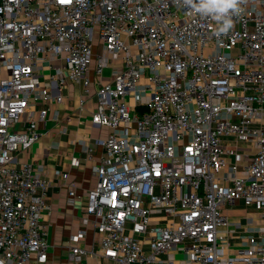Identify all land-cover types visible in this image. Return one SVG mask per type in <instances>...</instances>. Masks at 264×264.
Wrapping results in <instances>:
<instances>
[{"label":"built area","instance_id":"built-area-1","mask_svg":"<svg viewBox=\"0 0 264 264\" xmlns=\"http://www.w3.org/2000/svg\"><path fill=\"white\" fill-rule=\"evenodd\" d=\"M243 7L217 37L211 17L175 0H0V264L48 259V182L16 155L37 122L15 126L30 97L62 100L40 87L43 65L89 93L97 38L99 71L113 69L92 116L111 129L87 194L99 250L73 244L72 264L88 252L113 264H264V0ZM226 138L255 147L248 163L227 166ZM239 200L258 220L244 231L225 212Z\"/></svg>","mask_w":264,"mask_h":264},{"label":"crops","instance_id":"crops-1","mask_svg":"<svg viewBox=\"0 0 264 264\" xmlns=\"http://www.w3.org/2000/svg\"><path fill=\"white\" fill-rule=\"evenodd\" d=\"M102 54V43L97 38L94 57L88 69L91 81L90 91L84 94L83 85L70 79L60 83L52 82L47 65L40 69V87L52 91H60L62 100H35L30 97L31 106L25 115L19 117L16 129L25 127V119L29 116L37 122V139L28 150H19L16 155L19 163H30L33 169L42 168V177L48 182L45 202L48 206L43 210L41 225L45 228L48 241V259L38 261L33 254L29 264H72L69 258L71 246L77 244L86 250H99V232L91 219L87 218V194L95 182V169L106 157L101 140L111 131L110 128L95 124L92 116L97 105V91L100 85L112 81V65L98 69V56ZM60 89V90H59ZM130 101L132 97L127 96ZM45 112L44 117L42 113ZM231 154H227V166L237 163L245 165L256 152L255 147L233 138H226ZM225 170V169H224ZM63 174H68L67 178ZM74 187L77 198L69 201V189ZM226 214L243 224L239 231L246 229L247 222L256 219V209L236 201L225 208ZM237 212V213H236ZM80 231L85 235L78 240L74 236ZM89 264H113L100 253L88 252L84 256Z\"/></svg>","mask_w":264,"mask_h":264},{"label":"clouds","instance_id":"clouds-1","mask_svg":"<svg viewBox=\"0 0 264 264\" xmlns=\"http://www.w3.org/2000/svg\"><path fill=\"white\" fill-rule=\"evenodd\" d=\"M180 7L216 23L214 35L219 37L233 28V17L244 12L246 0H175Z\"/></svg>","mask_w":264,"mask_h":264},{"label":"rangeland","instance_id":"rangeland-1","mask_svg":"<svg viewBox=\"0 0 264 264\" xmlns=\"http://www.w3.org/2000/svg\"><path fill=\"white\" fill-rule=\"evenodd\" d=\"M236 213H237V212H236ZM146 250H147V248H146ZM180 256H181V255H179V254L177 255V257H180Z\"/></svg>","mask_w":264,"mask_h":264}]
</instances>
